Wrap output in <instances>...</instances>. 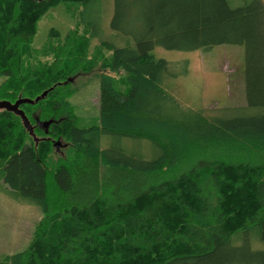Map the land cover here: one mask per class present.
<instances>
[{
	"label": "trees",
	"instance_id": "16d2710c",
	"mask_svg": "<svg viewBox=\"0 0 264 264\" xmlns=\"http://www.w3.org/2000/svg\"><path fill=\"white\" fill-rule=\"evenodd\" d=\"M113 1L109 39L100 0H0V100L47 91L19 107L31 124L58 121L49 138L34 126V146L20 117L0 110V190L41 211L26 247L0 264H264V3ZM67 3L100 51L69 65V35L54 62L24 67L39 18ZM220 44L243 45L244 105L226 116L184 108L164 82L187 62L176 70L153 47ZM96 62L98 115L77 126L68 78ZM56 137L67 150L54 160Z\"/></svg>",
	"mask_w": 264,
	"mask_h": 264
},
{
	"label": "rangeland",
	"instance_id": "374dc122",
	"mask_svg": "<svg viewBox=\"0 0 264 264\" xmlns=\"http://www.w3.org/2000/svg\"><path fill=\"white\" fill-rule=\"evenodd\" d=\"M232 7L238 6L243 0H227ZM264 3V0H261ZM99 25L102 35L112 39L113 30L110 20L113 14L114 1L100 0L98 6ZM77 4H59L51 7L37 22V28L29 47L34 51L26 50L22 58L23 66H39L43 63L51 64L59 54L61 45L70 35L73 45L65 53V61L72 65L74 62L93 61L100 50L98 39L90 38L87 27L78 21ZM54 29L56 35H51ZM155 57L175 63L174 69L186 64V72L179 73L176 78L164 82V88L172 94L184 108L202 109L208 115H231L229 109L233 106L244 105V48L238 44H220L207 49L174 50L165 49L156 45L152 49ZM104 55H108L104 53ZM99 62L89 72L79 70L69 87L72 94L68 97L73 107L75 117L73 124L84 126L94 122L98 115ZM82 72V73H81ZM4 77L0 76V82ZM70 118V117H69ZM71 120V119H70ZM41 121V120H40ZM34 128V123H32ZM41 128V127H40ZM42 129V128H41ZM51 131V128H48ZM34 133V131H33ZM34 136L38 139L39 137ZM44 137L49 138L46 134ZM101 146L105 147L109 140L102 135ZM141 141V140H140ZM52 157L57 160L66 155L67 145L63 137L51 139ZM58 142L59 145L53 143ZM127 148L132 147V139H124ZM37 142L34 141V146ZM141 145H148L146 140ZM146 151V150H145ZM148 155V151L144 152ZM41 216L38 205L21 201L0 190V258L5 254L22 250L26 247L34 224Z\"/></svg>",
	"mask_w": 264,
	"mask_h": 264
},
{
	"label": "water",
	"instance_id": "95a60500",
	"mask_svg": "<svg viewBox=\"0 0 264 264\" xmlns=\"http://www.w3.org/2000/svg\"><path fill=\"white\" fill-rule=\"evenodd\" d=\"M30 1H40V0H30ZM69 81L72 80V78H68ZM47 91H43L40 95L34 97V98H28V97H18L15 101L10 102L8 100H0V110L4 109L6 111L13 112L15 115H18L21 119L22 125L24 128L28 131V133L33 137L34 141L37 142V138L34 136L33 133V125L29 122L27 116L23 112L22 109H20L19 105L23 103L28 104H35L38 100L42 99L46 95ZM51 121H43L39 122V125H47ZM37 123V122H36ZM58 142H55L54 144H57Z\"/></svg>",
	"mask_w": 264,
	"mask_h": 264
},
{
	"label": "flooded vegetation",
	"instance_id": "af4514ba",
	"mask_svg": "<svg viewBox=\"0 0 264 264\" xmlns=\"http://www.w3.org/2000/svg\"><path fill=\"white\" fill-rule=\"evenodd\" d=\"M32 118L34 119V126L37 125L38 127H41V128L43 129L44 133L47 134L48 136L51 135V132L48 131V128L51 126V124H54V123H57V122H58V121H55V120H52V119H47L48 121H51V122H49V124H47V125H42V124L39 125V124H38V121H39V122H43V121H47V120H41V121H40V119H39L36 115H33ZM36 122H37V123H36ZM56 138H57V137H56ZM53 144H54V143H53ZM54 145H59V143L54 144Z\"/></svg>",
	"mask_w": 264,
	"mask_h": 264
}]
</instances>
